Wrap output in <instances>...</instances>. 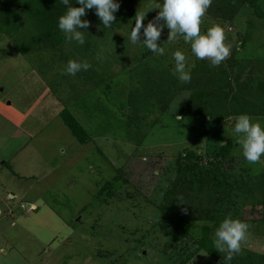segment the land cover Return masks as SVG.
<instances>
[{
    "label": "rangeland",
    "instance_id": "1",
    "mask_svg": "<svg viewBox=\"0 0 264 264\" xmlns=\"http://www.w3.org/2000/svg\"><path fill=\"white\" fill-rule=\"evenodd\" d=\"M157 3L140 0L119 29L104 28L94 9L87 10L83 45L48 37L44 43L63 41L25 56L0 34V264H219L197 250L193 235L175 230L159 208L161 200L154 202L151 194L156 177L180 151L206 155L228 140L233 146L226 171L254 178L232 192L239 195L236 211L248 225L242 246L264 253V156L256 163L242 156L232 132L241 107L222 116L189 112L193 76L179 81L168 62L144 57L149 51L128 40L137 16L144 18L143 25L153 21ZM261 5L264 9V1ZM214 16L205 13L202 19L224 24L230 52L220 67L230 83L242 77L244 66L253 84L264 82V66L258 67L264 62V17L257 18L249 7L231 21ZM210 20L201 30L213 24ZM167 35L165 28L158 46ZM175 46L185 47L189 62L195 60L182 39ZM164 48L168 60L172 50ZM83 58L90 64L87 71L64 74L68 60ZM153 78L160 79L153 85L160 92L150 91L157 103L147 108V117L142 110L137 120L128 119L138 102L133 90H147ZM162 92L163 104L154 98ZM151 100L148 96L147 103ZM64 109L90 141L81 143L74 136L61 117ZM209 110L215 113L210 101ZM260 112L250 119L264 127ZM143 133L147 137L135 152Z\"/></svg>",
    "mask_w": 264,
    "mask_h": 264
},
{
    "label": "trees",
    "instance_id": "2",
    "mask_svg": "<svg viewBox=\"0 0 264 264\" xmlns=\"http://www.w3.org/2000/svg\"><path fill=\"white\" fill-rule=\"evenodd\" d=\"M139 1L116 0L120 7L114 14L115 20L112 22L111 28H122L129 20L127 16L135 14V6ZM262 1L264 0H211L205 13L216 15L217 18L220 17L223 21L227 19L231 21L237 17L242 8L249 7L253 9L257 18L263 19L264 9L261 5ZM68 6L78 7L75 0H68ZM66 7L65 4L61 3V0H0V34L8 35L17 47L16 49L25 56L48 47L54 49L63 40L58 43L53 41L44 43L43 40L48 37L51 40L56 36L64 37V34L58 29L57 23L58 18L66 11ZM216 17L214 16L213 18ZM209 20L201 19V24L203 23L207 26ZM210 21L213 24L224 25L218 19ZM205 30L202 29L201 32ZM161 40L167 46L166 51L170 49L172 52L176 50L184 52L185 47L178 49L175 46L177 42H180L181 38L173 39L171 42H167V38L164 37H161ZM242 47L239 45L237 51L233 50L232 54L237 55L238 50ZM150 55L160 57L164 61L163 63L168 62L170 69H172L174 61L171 57L168 60L165 59L167 53L159 56L148 52L144 57ZM185 57L188 64H194L191 67L190 75L193 76L191 82L195 90L189 101V109H191L189 112L198 111L204 117L209 114L222 116L224 112L226 115L235 114L234 111H239L240 108L238 107H241L239 114H247L250 118L261 110L260 113L264 112V82L259 80L258 83L253 84V77L251 75L246 76V66L241 70V76H246L245 79L243 78L242 81V77L237 76L232 85L230 83L231 77L227 71L221 69L220 65L211 67L207 59H192L193 61L189 62L191 58H187L186 55ZM83 61L86 60L83 58ZM227 63V66L232 68L233 60L230 59ZM263 66L264 62L261 61L258 67ZM168 71L170 72L171 70ZM248 72L250 73V71ZM157 79H152V89L149 86L147 90H145L146 87H138L133 90L132 94L138 98V102L136 101L137 103L133 110L131 106L130 113L127 115L128 119L137 120L142 110L145 117L149 115L151 109L147 112V108L149 106L152 108L157 103L150 96V91L160 92L158 87L155 90L153 88V85L157 86L160 81V79ZM234 86L238 87V91L234 90ZM239 86L243 87V89H240ZM162 94L154 98L160 99L163 104V100L166 99V93L162 92ZM148 96L152 100L147 103ZM209 101L215 113L209 110ZM61 117L81 143L90 141L89 133L78 125L67 109L62 111ZM216 118L218 119V117ZM146 135V133H143L141 137H138V142L135 144V152H140V147L147 137ZM232 146V140H228L223 145H215L214 151L206 155L193 149L185 148L174 156L173 160L164 167V170L158 176L156 175L155 191L153 190L151 194L154 202L158 201V199L161 200L159 208L163 215L172 223L175 230L180 234L193 235L192 238L198 246L197 250H204L219 264H224L223 256L225 253H219L214 249L212 233L226 216L240 219L242 222L245 220L238 208L236 211L239 202L236 201V198H239V195L232 194V192H234L235 188L242 190L243 186L252 183L254 180L250 175L246 178L226 171L224 163L232 155ZM149 160L145 161L148 162ZM200 226L201 228L198 231ZM109 254L113 255L112 252ZM227 264H264V253L249 250L241 245L239 254H233L232 259L227 261Z\"/></svg>",
    "mask_w": 264,
    "mask_h": 264
},
{
    "label": "clouds",
    "instance_id": "3",
    "mask_svg": "<svg viewBox=\"0 0 264 264\" xmlns=\"http://www.w3.org/2000/svg\"><path fill=\"white\" fill-rule=\"evenodd\" d=\"M210 2L211 0H161L153 8L158 9L153 21L143 25L144 18L137 16L128 40L132 45L141 44L153 55L162 56L165 53V43L158 46L157 41L162 30L166 28L167 42L181 38L190 45L191 55L195 60L207 59L211 67H217L228 57L230 46L224 43V30L218 24H212L201 32V19ZM61 3L67 7L64 14L58 18L57 27L64 34L66 41L79 45L85 43L83 33L87 32L89 27V21L82 19L87 10L94 9L104 28H109L115 20L114 14L120 7L116 0H75L80 7L68 6V0H61ZM171 59L174 61L171 69L173 75L181 82H188L194 64H188L180 50L173 51ZM89 67L87 61L70 59L63 71L66 75L75 76L80 71H87ZM234 121L232 132L238 139L243 158L249 163L258 162L264 156V127L258 122H253L247 114L236 116ZM247 231L246 223L230 216H226L219 223L212 234V244L216 251L225 253L224 264L232 259L233 254H239L241 245L246 240Z\"/></svg>",
    "mask_w": 264,
    "mask_h": 264
}]
</instances>
